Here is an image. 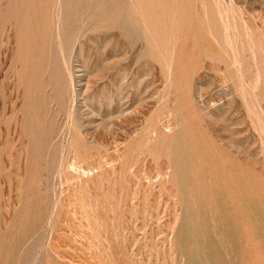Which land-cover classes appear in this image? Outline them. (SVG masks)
<instances>
[{
	"label": "rangeland",
	"instance_id": "obj_1",
	"mask_svg": "<svg viewBox=\"0 0 264 264\" xmlns=\"http://www.w3.org/2000/svg\"><path fill=\"white\" fill-rule=\"evenodd\" d=\"M0 264H264V0H0Z\"/></svg>",
	"mask_w": 264,
	"mask_h": 264
}]
</instances>
